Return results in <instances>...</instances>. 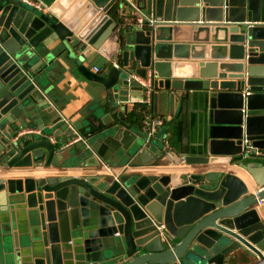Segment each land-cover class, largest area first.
<instances>
[{
	"label": "water",
	"instance_id": "water-1",
	"mask_svg": "<svg viewBox=\"0 0 264 264\" xmlns=\"http://www.w3.org/2000/svg\"><path fill=\"white\" fill-rule=\"evenodd\" d=\"M38 1L0 0L3 169L159 160L172 120L153 131L127 121L128 102L144 97L136 75L150 81L154 110L163 99L173 112L183 97L170 90L206 92L207 152L185 162L229 158L255 189L216 171L0 178V264H223L240 249L264 264V0H131L144 22L129 30L111 16L124 0ZM166 30L187 44L161 43L173 38ZM202 40L226 51L200 62L198 79L178 78L170 59L203 58L194 53ZM111 41L116 65L91 71L89 48ZM75 71L97 83L98 97L72 122L57 113L51 84ZM20 204L29 212L22 232L13 224Z\"/></svg>",
	"mask_w": 264,
	"mask_h": 264
},
{
	"label": "crops",
	"instance_id": "crops-1",
	"mask_svg": "<svg viewBox=\"0 0 264 264\" xmlns=\"http://www.w3.org/2000/svg\"><path fill=\"white\" fill-rule=\"evenodd\" d=\"M131 1V0H130ZM80 4L78 8L85 3V0H79L77 2ZM58 6V5H57ZM60 7V6H58ZM132 6L124 0L122 3V8L115 6L111 16L120 24L121 12L126 15L131 14ZM77 12L76 10L74 13ZM166 37L170 35L169 32L164 31ZM212 33H208L210 37ZM170 40H162L161 43H180L181 45L187 44L188 42L184 38H179L178 34L170 35ZM202 39L204 35L200 36ZM197 46L195 47V55L202 53L203 58L197 59H176L171 58L170 61H179L180 65L177 68L176 75L178 78H185L192 76L195 79L199 78V63L204 61H219V59L212 58V54L218 52H223L225 46L219 43H212L210 40L195 42ZM190 43L188 45H192ZM205 45V46H202ZM117 43L111 41L103 47L102 51L94 50L89 48L90 54L85 62L89 69L93 72L95 67L98 71L106 64L108 67L112 66L117 56ZM191 49L187 50L186 53L189 55ZM117 57V58H116ZM186 63H191L187 65ZM218 63V62H217ZM54 74V71H53ZM52 92L56 96L55 107L57 113L69 121L75 122L79 117L87 113V107L93 108L95 106V99L98 97L97 83L85 79L78 72L75 71L74 75H70L68 72L59 76L54 82H52ZM177 92L181 100H175L173 112H169V104L165 100L159 99L156 104V109L154 110L152 100L150 99L147 106V113L145 116H150L153 119L162 118L167 121H171L169 127L165 129V134L167 135V143L164 145V152L159 158V160L150 162L149 164H141V157H137L135 161H131L126 165L122 166H108L104 162H100L98 167H61L56 166L50 167H28V168H8L3 169L0 166V178H42V177H55V176H83V175H110L115 176L118 174H128L130 172H137L139 174H172L173 176H179L180 174L189 173H205L209 171H216L222 173H229L231 175L237 176L246 184L249 193L253 192L255 189L254 183L248 173L240 168L235 162L230 161L226 157H210L207 164H187L184 160L186 156H203L207 152V118L206 113L203 110L207 106L206 92L199 90H170ZM158 93L161 89H158ZM134 96L133 98H137ZM143 99V98H142ZM183 100V103H182ZM142 103V102H139ZM139 103L128 102V112L132 111L136 105ZM182 103V104H181ZM144 116V118H145ZM179 120H182L183 125H185L184 133L181 139L176 138L175 127ZM128 121V120H127ZM144 121V120H143ZM143 121L141 123V128L143 126ZM129 122V121H128ZM131 123V122H129ZM133 127L139 128L136 123H131ZM147 158L148 156H144ZM17 213L15 214L14 225L12 230H18L22 232L29 219L28 209L20 204L15 205ZM260 217H264V210L258 209ZM15 212V210H14ZM20 227V230L18 229ZM24 242V241H23ZM256 261V258L245 249H240L233 252L230 256L226 257L223 264H251ZM95 264V263H93Z\"/></svg>",
	"mask_w": 264,
	"mask_h": 264
},
{
	"label": "built area",
	"instance_id": "built-area-1",
	"mask_svg": "<svg viewBox=\"0 0 264 264\" xmlns=\"http://www.w3.org/2000/svg\"><path fill=\"white\" fill-rule=\"evenodd\" d=\"M26 4L32 5L36 8H42V4L40 3V1L38 0H20ZM127 2H129V4H131L132 9H131V14L130 15H126L123 12H121V19L122 21L120 22L119 26H121L123 29L129 30L132 28H141L143 27V22H144V15L142 12H140L135 5H133L131 3L130 0H127ZM122 8V6L120 7V9ZM150 22H152V20L149 19ZM114 65H116V62L114 63ZM95 71L98 72V68L95 67ZM132 78L138 82L139 84H141L145 90H144V97L142 99V103L148 104L150 101V81L149 80H143L140 77L133 75ZM144 127L147 129H150L151 131H153L155 129V127L158 126H162L165 123V120L162 118H156L153 119L150 116H145L144 118ZM167 143V140L165 141V144ZM258 204H263L261 201H258ZM88 264H93V263H88Z\"/></svg>",
	"mask_w": 264,
	"mask_h": 264
},
{
	"label": "trees",
	"instance_id": "trees-1",
	"mask_svg": "<svg viewBox=\"0 0 264 264\" xmlns=\"http://www.w3.org/2000/svg\"><path fill=\"white\" fill-rule=\"evenodd\" d=\"M121 19V18H120ZM122 21V19L120 20ZM183 103V100H182ZM181 103V104H182ZM147 104L145 103H139L134 107V109L130 112L127 113V120L131 123H136L138 127L141 128V123L144 120V116L147 113ZM185 130V125H183L182 120H179L176 127H175V132H176V138L181 139L183 133Z\"/></svg>",
	"mask_w": 264,
	"mask_h": 264
}]
</instances>
